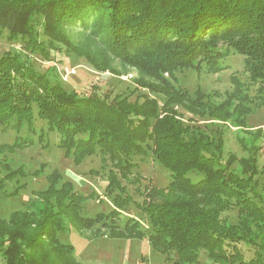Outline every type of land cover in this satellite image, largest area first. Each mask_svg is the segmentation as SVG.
I'll use <instances>...</instances> for the list:
<instances>
[{"label": "trees", "instance_id": "trees-1", "mask_svg": "<svg viewBox=\"0 0 264 264\" xmlns=\"http://www.w3.org/2000/svg\"><path fill=\"white\" fill-rule=\"evenodd\" d=\"M71 30L101 49L72 46ZM4 33L44 57L63 48L97 72L115 60L139 74L134 88L112 98L79 96L18 56H0V127L19 133L37 117L56 133L57 147L75 166L98 158L108 169L104 197L113 206L108 213L84 215L83 202L93 195L75 192L70 181L57 188L62 177L54 171L47 188L34 193L38 209L29 201L0 218L4 264H80L57 236L71 226L84 233L97 224L110 239L146 238L165 260L174 254L173 264H198L201 252L209 264H264V208L256 192L264 166L259 170L254 157L232 154L223 161L221 140L184 124L178 111L193 123L206 117L243 123L252 98L264 101V0H0ZM230 51L243 58L249 83L232 76L225 102L214 104L175 85L179 70L220 73ZM248 85L257 86L259 95L251 98ZM136 157L151 158L170 173L168 185L146 190L138 206L148 217L147 229L132 217L117 224L130 203L122 181L134 177ZM9 174L0 179V202L23 187L7 194L6 182L16 177ZM228 212L235 213L234 222L223 217ZM238 244L253 248L250 260Z\"/></svg>", "mask_w": 264, "mask_h": 264}, {"label": "rangeland", "instance_id": "rangeland-1", "mask_svg": "<svg viewBox=\"0 0 264 264\" xmlns=\"http://www.w3.org/2000/svg\"><path fill=\"white\" fill-rule=\"evenodd\" d=\"M36 31L40 32V28L37 27ZM69 32L72 46L82 50L101 49L97 41L87 38L80 30ZM37 38L42 41L39 36ZM47 53L48 57H44L40 52H31L20 40L10 41L5 33L0 36V56L3 54L18 56L38 73H46L51 82L60 83L65 89L74 91L79 96L87 94L112 98L118 93L134 88L133 80L139 77L135 69L123 66L115 60L111 61L110 69L97 72L84 60H79L76 55L63 48L57 51L48 50ZM221 64L224 70L216 75H208L204 71L199 72L192 68L179 70L175 73V85L190 95H194L196 91L203 93L214 104L225 102V94L234 88L230 81L232 76L245 85L249 82L243 71L241 56L230 51V55ZM248 86L251 98L259 95L256 91L257 86ZM133 99L132 97L131 100ZM250 107L252 112L244 117L243 123L234 122L232 117L223 121L208 117L194 118L193 123L188 121L192 118L190 114L181 109L178 111L182 114L181 120L184 124L199 127L215 141L221 140L223 161L231 154L237 159L254 157L258 169L261 170L264 166V101L252 98ZM29 141L32 143L29 144ZM58 142L56 133L48 132L46 124L37 117L30 129L23 126L19 133L10 125L0 127V179L8 178L9 173L15 172L16 177L6 182L7 194L13 192L16 186H23L13 197L1 200L0 218L5 219L12 211L25 209L29 201L38 209V200L34 193L47 188V177L54 171L59 172L62 177L56 184L57 188L65 181H70L74 182L75 192L85 196L93 195L83 202L84 215L94 217L98 213H108L113 208L110 199L104 197L108 185V169H102L99 159L95 157L85 159L81 165L75 166L71 158L65 157L64 151L57 147ZM134 161L137 164L133 171L134 177L130 176L127 181H122L130 203L122 217L117 220V224L122 226L126 217H132L139 221L143 229H147L148 217L138 206L141 205L146 190L152 187L164 188L168 185L170 173L151 158L141 160L136 157ZM233 168L239 171L236 164ZM189 177L196 181L195 174H190ZM135 178L139 180L136 181ZM256 179L258 180L256 192L264 208V174H259ZM223 217L230 222L235 221L234 212L225 213ZM98 232L108 235V230L97 224L92 230L84 233L76 227H68L59 233L57 238L61 244L73 248V255L80 264H173L175 260L174 254L169 255V260H165L164 256L153 251L146 238L110 239ZM238 249L246 261L253 257L254 250L249 245L238 244ZM0 264H4L2 254ZM198 264H209L203 252L200 253Z\"/></svg>", "mask_w": 264, "mask_h": 264}, {"label": "built area", "instance_id": "built-area-1", "mask_svg": "<svg viewBox=\"0 0 264 264\" xmlns=\"http://www.w3.org/2000/svg\"><path fill=\"white\" fill-rule=\"evenodd\" d=\"M72 73H73V71H72Z\"/></svg>", "mask_w": 264, "mask_h": 264}]
</instances>
